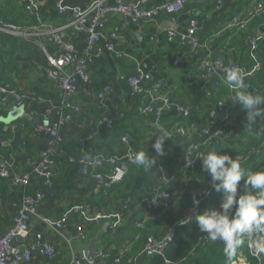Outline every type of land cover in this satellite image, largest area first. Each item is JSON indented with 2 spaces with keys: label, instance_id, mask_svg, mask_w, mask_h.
<instances>
[{
  "label": "crops",
  "instance_id": "crops-1",
  "mask_svg": "<svg viewBox=\"0 0 264 264\" xmlns=\"http://www.w3.org/2000/svg\"><path fill=\"white\" fill-rule=\"evenodd\" d=\"M31 1L37 5L43 18L44 27L40 29V34L25 37L0 32V85L23 89L30 98L22 107L15 106L13 102L0 104V170L6 168L16 175L30 177L28 188L33 191L32 188L39 185L33 176V167L44 159L48 139L40 129L46 125L56 128L63 111L64 94L60 84L57 80L48 79L41 68L46 61V52L56 49L52 31H59L80 53L85 48L87 35L65 27L67 17L56 13L55 7L51 13L49 0ZM94 1L65 0V6L83 9ZM169 1L150 0L149 5L159 7ZM260 3L261 0L191 1L183 11L176 14L163 11L153 21L126 25L121 17L106 21L105 38L99 42L103 58L91 67V74L100 84L110 86L111 93L100 101L97 98L100 92L97 93L96 88L81 83L72 97L80 111L74 114V124L59 130L60 152L51 167V183L43 189L45 199L38 209L39 215L30 222L29 236L14 241L22 246L37 241L51 243L56 248V256L48 259L42 247H38L30 264H72L73 259L89 264L84 253L90 241L117 216L119 226L114 232L109 227L103 232L96 251L110 252L128 264H143V259L147 258L144 251L136 254L133 251L138 234L136 223L144 218V200L152 188L165 184L172 190L173 196L181 199L188 181L196 176L189 171L191 169L183 170L184 156L191 144H202L203 154L210 150L222 153L243 147L248 140L245 113L239 105L232 104L234 91L225 82L224 69L240 68L246 74V91L264 96V86L261 87L259 79L254 77L261 67L257 57L259 47L255 49L254 46L264 38V24L254 31L231 26L233 18L252 15ZM27 4V0H0V20L20 25L31 32V27L37 25L38 20L28 13ZM40 10L46 13L45 17ZM30 16L34 18L32 21ZM192 19L198 22L200 49L194 50L189 43L168 40L166 32L170 28L178 34L189 35ZM107 41L115 44L117 54L108 51ZM206 58L223 61V71L205 78L201 62ZM246 66L250 69L247 70ZM139 73L150 78L143 84L146 90L151 89L157 80L163 81L158 94L168 95L174 104V108L163 117L143 112L151 99H146L143 105L141 95L134 93L128 83L129 76ZM38 98L44 100L45 105L34 100ZM178 106L189 108L190 116L178 113ZM219 106H223V111H219ZM17 108H22L21 115L10 118ZM46 108L52 109L49 121L43 119ZM104 117L113 122L112 128L100 124ZM227 117L234 124L229 125L222 138L214 140L202 133L209 119L220 125ZM180 127L187 130L186 135L175 132ZM165 133L169 140L164 144V156L155 158L153 168L146 171L124 197L117 189H112L111 194L106 196L104 192L113 187H100L91 178L82 175L80 164L70 162V158L80 159L87 153L100 154L119 159L126 176V171L133 165L122 159L127 148H132L134 153L145 151L150 155L154 151L152 145L155 138ZM125 136L128 137L127 144L123 142ZM3 142L6 143L4 147L1 145ZM200 163L202 166L201 160ZM102 170L111 172L112 166L106 164ZM152 184L153 187H150ZM38 188H42L41 185ZM23 193L22 187L14 186L0 176V236L13 225L16 215L12 211L14 203L20 205ZM73 208L79 211L74 212ZM90 209L101 213L103 218L88 220L87 211ZM64 217L67 220L63 223L62 232L69 242L40 219L58 222ZM162 218L159 212H155L145 224L150 232L158 233L157 241L166 238L162 233ZM79 226L85 227V238L79 236ZM95 261L98 264H115L99 257Z\"/></svg>",
  "mask_w": 264,
  "mask_h": 264
},
{
  "label": "built area",
  "instance_id": "built-area-1",
  "mask_svg": "<svg viewBox=\"0 0 264 264\" xmlns=\"http://www.w3.org/2000/svg\"><path fill=\"white\" fill-rule=\"evenodd\" d=\"M27 11L30 15L35 16L38 24L31 27V32H27L20 25L14 23H7L0 20V32L4 34L21 35L25 37H35L40 34V29L44 27L42 17L39 14V8L31 1L27 0ZM201 2L203 0H170L165 5L159 7L150 6V0H95L86 8H68L65 6V0H58L56 4L57 13L60 16L67 17V25L65 27L72 29L75 32L84 33L87 35V42L82 53L76 46L65 40L61 33L57 30L52 31L53 41L56 49L53 52H46V61L42 65L46 77L50 80L58 81L62 92L64 94L63 111L60 115L57 127L52 128L46 125L40 129V132L47 135V145L44 159L33 167V176L37 178L38 184L42 188L36 189L33 194H28L27 189L30 185V177L24 175H16L11 173L8 169L2 168L0 176L8 179L14 186L22 187L24 190L20 205L14 203V208H18L13 225L7 230L5 234L0 236V264H30L33 259V253L38 247H42L48 259H53L56 256V248L51 243H40L39 241L33 244L22 246L16 245L14 241L17 238L26 239L30 234V222L33 218L38 217V209L45 199L43 189L51 183V167L55 162V158L59 155L60 147L58 144V133L60 129L66 128L75 123L74 114L79 113L80 107L72 101V97L78 92L81 83L91 85L95 80L91 74V67L102 60L103 53L99 47V42L105 38L104 29L105 23L109 18L121 17L124 24H138L141 21H153L163 11L171 14H176L183 11L191 2ZM264 10V0L255 9L252 15H238L233 18L231 26L237 27L241 30H246L254 17ZM191 33L189 35L178 34L174 28L167 30L166 35L169 41H177L180 44L189 43L194 50L200 49V42L198 39L199 26L195 19H192ZM108 51L117 54L116 46L112 41H107ZM255 49L258 45L254 46ZM224 63L219 58H206L201 62V69L205 78H210L218 72L223 71ZM245 73V72H244ZM150 80L149 76L142 73L131 75L128 77V83L134 93L141 95L143 98L142 104L146 99H151L148 105H145L143 112L147 115H154L157 118L163 117L166 113L174 108V104L168 95L160 96L158 91L161 89L163 81L157 80L153 87L149 90L144 88V82ZM111 93V87L106 86L98 94L97 98L102 101L107 95ZM30 98L23 89H11L0 85V104L6 105L10 102L17 107L24 106L29 102ZM38 104L45 105V101L41 98L34 99ZM219 111H223V106H219ZM178 113L184 117L190 116V109L184 106H178ZM52 116V109L46 108L43 119L49 121ZM230 120H226L217 125L215 121H210L202 129L204 135H208L210 139L217 140L222 138L230 125ZM109 128L113 127V122L104 117L100 122ZM177 134L184 136L187 130L180 127L175 131ZM123 142L127 144L128 137L123 138ZM204 144H207L205 142ZM2 147L6 146L3 142ZM136 153V152H135ZM134 151L132 148H127L126 153L122 159H125L130 164L134 162ZM202 152V144H191L184 156L183 170L195 168L200 159L198 158ZM154 158L160 156L154 155ZM70 162L78 163L81 167L82 175L91 178L100 187H114L125 178V171L119 165L120 160L115 158H106L100 154H84L80 159L76 160L70 158ZM112 166L111 172H104L102 169L105 165ZM107 195V192H104ZM157 197V198H156ZM156 198V199H155ZM172 194L163 190L160 186L154 188L151 194L144 200L145 215L141 221L136 223L137 229H144L148 218L155 212H163L171 208ZM155 199V201L153 200ZM19 206V207H18ZM74 212H78V208H73ZM192 212V211H190ZM87 219L95 220L101 219V213L90 209L87 211ZM44 224L50 227L58 236L68 241L62 232L63 223L67 220L64 217L58 222L49 219L40 218ZM119 217L110 223L109 230L114 232L119 226ZM78 234L85 238V227H78ZM69 242V241H68ZM168 240L162 239L157 241L153 236H150L143 252L144 256L151 257L154 255H163L167 246ZM249 247L254 251V246L250 242ZM96 257L102 258L105 261L119 264L120 257H114L107 251H96ZM167 264H172L167 261ZM72 264H83L82 260L73 259Z\"/></svg>",
  "mask_w": 264,
  "mask_h": 264
},
{
  "label": "clouds",
  "instance_id": "clouds-1",
  "mask_svg": "<svg viewBox=\"0 0 264 264\" xmlns=\"http://www.w3.org/2000/svg\"><path fill=\"white\" fill-rule=\"evenodd\" d=\"M224 72L225 82L234 91L232 104L239 105L245 113V127L256 129L259 125V130H264V96L246 91V74L240 68L229 67ZM166 140V133L155 138L152 148L157 156H164ZM198 158L210 181L207 190L192 195L193 207L198 209L212 192L221 195L218 207L206 208L196 215L199 232L206 234L207 240L221 241L229 260L246 239L251 240L255 255L264 254V171H246L238 159L215 150ZM134 162L149 171L156 160L147 152L138 151ZM189 218L179 220V225L184 226Z\"/></svg>",
  "mask_w": 264,
  "mask_h": 264
},
{
  "label": "trees",
  "instance_id": "trees-1",
  "mask_svg": "<svg viewBox=\"0 0 264 264\" xmlns=\"http://www.w3.org/2000/svg\"><path fill=\"white\" fill-rule=\"evenodd\" d=\"M49 1L50 4L48 6V9L51 11V13H53L58 0ZM41 13L44 17L46 16L45 12L41 11ZM33 17L30 16L29 20L32 21V19L35 18ZM263 24L264 10L254 17V19L248 26V31L257 30ZM258 45L259 50L257 57L259 62L261 63V67L260 69L256 70L254 77L259 79L260 86L263 87L264 38L259 40ZM246 69L249 70L250 67L246 66ZM88 86L96 88L97 93H99L107 85H102L97 80H94L93 83ZM210 121L213 120L209 119L205 123V125H207V123ZM232 124H234L233 120L230 125L232 126ZM247 134L249 135L248 140L243 147H238L232 150L228 149L229 151L225 150L221 154L227 153L233 158L238 159L241 163L242 168H244L246 171H264V130H259V125H257L256 129H248ZM150 156L154 157V151L150 153ZM73 158L78 160L77 157ZM199 163L195 168L189 170L193 171L196 176L188 181V186L184 188L181 199H177L175 196H173L172 190L165 184H162V189L172 194L171 208L163 212H159L161 217H163L161 226L163 230L162 233H164V235L166 236V238L164 239H167L168 243L163 255H154L151 257H147L143 259V264H167V261L171 262L172 264H232L234 260L238 258V254L241 255L243 264H264V254L255 255L254 251L250 249L249 244L251 240L246 239L245 243L241 245L236 254L231 258V260H229L224 254V245L221 241L213 242L207 240L206 234L199 232L196 226V215L202 213L204 209L209 208L213 203H216V196L220 195L219 193L213 192L209 197L203 200L198 209L193 207L192 195L194 193H200L204 190H207L209 188L210 181V177H208L207 173L202 170L201 163L200 166ZM145 173L146 171L142 167H137L136 164L131 165L126 171V176L123 181L113 188L107 190V195L111 194L112 189H117L118 192H120L121 196H127L128 192H130L135 187V185L144 177ZM39 186L40 185H37L36 188H32L33 191H30L31 187L28 188L27 193L33 194L35 192L34 190L39 189ZM150 187H153V184ZM152 190L148 194L152 193ZM220 201L221 195L220 200L215 206L218 207ZM17 210L18 208H14L12 211L16 214ZM187 217L190 218L186 221V224L181 227L178 221ZM5 223H8V221H5ZM150 236H153L155 239L159 237L158 233L156 235L153 231L150 232V228L146 227V225L144 229H138L137 240L135 241L133 249L135 254L141 252L142 250H145ZM121 263L128 264L126 260L122 261V259L119 264Z\"/></svg>",
  "mask_w": 264,
  "mask_h": 264
},
{
  "label": "water",
  "instance_id": "water-1",
  "mask_svg": "<svg viewBox=\"0 0 264 264\" xmlns=\"http://www.w3.org/2000/svg\"><path fill=\"white\" fill-rule=\"evenodd\" d=\"M21 110H22V108L15 109L13 111V113H11L10 118H13L15 116H20L21 115V112H22ZM6 120H8V119H6ZM7 122H11V121L8 120ZM109 226H110V223H106V225L103 228V231H101L100 233H98L97 237L94 238V239H92L90 241V244H89L87 250L84 253V257H85V259L87 260V262L89 264H98L95 261L96 258H97L96 257V248H97V245L99 243H101V241H102V234H103V232L104 231L106 232L108 230V227Z\"/></svg>",
  "mask_w": 264,
  "mask_h": 264
},
{
  "label": "rangeland",
  "instance_id": "rangeland-1",
  "mask_svg": "<svg viewBox=\"0 0 264 264\" xmlns=\"http://www.w3.org/2000/svg\"><path fill=\"white\" fill-rule=\"evenodd\" d=\"M219 200H220V195H217L216 196V203H213L209 208L217 207L215 205H217V202ZM232 264H243V260L241 259V255L238 254V258H236Z\"/></svg>",
  "mask_w": 264,
  "mask_h": 264
}]
</instances>
